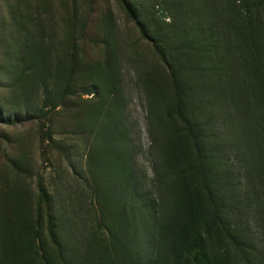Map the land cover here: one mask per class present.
Returning a JSON list of instances; mask_svg holds the SVG:
<instances>
[{
	"label": "trees",
	"instance_id": "1",
	"mask_svg": "<svg viewBox=\"0 0 264 264\" xmlns=\"http://www.w3.org/2000/svg\"><path fill=\"white\" fill-rule=\"evenodd\" d=\"M19 1L7 5L10 22L3 33L12 34L0 40L1 60L12 99L20 100L17 110L24 106L26 117L39 126L43 160L52 158L48 149L65 153L53 138V117L60 108L72 113L67 120L75 130L88 129L93 136L88 163H109L112 169L111 180L109 171L103 179L95 176L100 218L108 217L112 228L107 236L94 229L87 238L81 247L87 264H264V163H248L249 157L244 163H222V151L208 136L214 133L216 142L237 147L227 134L223 139L220 128L209 127L211 106L237 105L234 96L241 86L221 87L216 77L231 65L230 52L249 67L258 61L248 72L258 75L262 90L254 96L253 110L264 108V0L238 5L234 0H114L164 65L145 80L149 121L154 118L155 131L163 134L157 147L162 164L146 193L139 192L129 165L134 149L127 140L116 45L112 52L105 49L104 60L84 62L67 42L55 44L51 16L34 18ZM69 1L76 4L45 2L38 12L65 10ZM156 7L168 23L148 12ZM254 43L262 59L249 55ZM75 94L91 96L86 109L70 101ZM160 97L163 106L156 109ZM3 142L13 144L7 137ZM26 163L24 156L8 154L0 163V264H68L53 194L41 177L37 184L28 182ZM70 249V264H84L76 253L80 246Z\"/></svg>",
	"mask_w": 264,
	"mask_h": 264
},
{
	"label": "rangeland",
	"instance_id": "2",
	"mask_svg": "<svg viewBox=\"0 0 264 264\" xmlns=\"http://www.w3.org/2000/svg\"><path fill=\"white\" fill-rule=\"evenodd\" d=\"M14 1L0 0V40L12 34H4L3 27L10 22L7 5ZM50 1L54 6L59 7L60 0H20L19 6L22 8L29 6V11L33 13L34 18L52 17L54 20V24L53 22L52 24L56 27L54 32L56 35L53 39L55 44L67 42L68 50L71 47L77 58L83 59L84 62L90 60L94 63L105 59V49L108 46L112 52L113 44L116 45V66L122 79L127 140L134 149L132 163L129 165L135 178L139 181V192L151 191V182L157 178V169L162 164L157 147L163 144L160 141L163 134L155 131L154 118L153 121H149V104L144 89L149 73L156 74V71L162 70L164 65L153 52L151 42L142 38L138 28L129 20L116 1L75 0V5L71 1L67 2L68 6L65 10L53 12L41 10L38 12V6L45 5V2L47 5ZM234 1L237 5L240 2V0ZM139 6L141 7L142 4L139 3ZM143 7H145L144 4ZM146 7H149L148 4ZM76 10L77 13H75ZM148 12L155 13V17L165 23L169 22L167 17L161 16L158 7L148 10ZM254 23L256 22L254 21ZM157 27L155 26L156 29ZM230 31L233 30L230 29ZM252 48L248 52L249 55L253 54L255 58H261L264 55L262 50L258 51L255 43ZM4 50L0 42V112H6L0 114V163L6 158V154L12 157L24 156L27 161L26 165L31 169V178L28 182L32 185L37 184L41 177L43 185L53 194L54 213L60 219L59 238L64 247L65 260L70 264L72 262V249H70L72 246H80L81 250L84 243L89 242L87 238L95 233L94 229L101 228L98 231L99 236L102 234L107 236L108 230L112 228V221L108 217L104 221L100 218L101 204L100 206L98 204L95 186V176L98 175L97 177L103 179L105 171H109L108 179L111 180L112 169L109 163H88L90 155H94L92 152L93 136L87 133L88 129L75 130L72 123L67 120L72 116V113H65L60 108L57 109L59 113L53 117V122L56 124L53 138L64 147L65 153L48 149L52 158L48 161L43 160L42 152L46 148H42L40 144L42 134L39 132V126L26 117L24 106L21 111L17 110L20 100L12 99V90L7 84L8 70L3 69L4 64L1 60ZM261 52L262 56H260ZM237 56L241 57L242 52ZM227 59L231 61V65L221 68L219 71L221 77H216L217 81H220L221 87L234 85L237 89L241 86L234 96L237 105L228 106L218 100L221 106L214 105V108L211 106L214 112L209 118V127L213 130L220 128L225 134L223 139H227V134L228 139L237 147L233 150L228 147L226 142L223 143V140L216 142L214 133L211 136L208 135L209 141L214 137L215 143L222 151V163H244V157L250 158L251 162L248 163H264V134L261 130L264 127L263 121H261L264 116V108L261 105L259 107L263 109L259 108V112L253 110V105L257 106L254 96L259 95L262 90L257 81L258 75L248 72L249 69H252L250 71L254 70L258 61L255 62L256 66L254 65L253 68L248 64L243 65L240 61L241 58L235 62L237 57H231V52ZM93 65L95 66V64ZM247 86L249 90H247ZM210 93L209 97L215 96L214 92ZM89 98L91 96L75 94L70 101L74 105H83V109H86ZM162 98L160 97L156 103V109L162 108L163 103L160 101ZM31 101L35 103V98H32ZM173 117L179 124L177 117ZM202 117L205 118V115ZM42 131H47V124L46 128H42ZM6 137L9 141H13L12 145L4 144L3 138ZM109 192L112 193V187ZM80 250L77 249L76 252L78 259H82L84 264H87L89 261L84 259L85 251Z\"/></svg>",
	"mask_w": 264,
	"mask_h": 264
}]
</instances>
